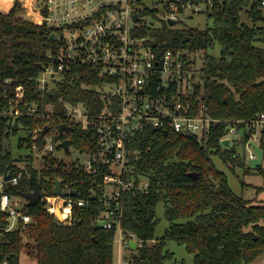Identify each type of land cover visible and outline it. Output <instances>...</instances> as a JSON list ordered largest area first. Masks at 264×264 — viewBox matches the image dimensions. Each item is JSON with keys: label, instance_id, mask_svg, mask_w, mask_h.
<instances>
[{"label": "trees", "instance_id": "obj_1", "mask_svg": "<svg viewBox=\"0 0 264 264\" xmlns=\"http://www.w3.org/2000/svg\"><path fill=\"white\" fill-rule=\"evenodd\" d=\"M23 3L13 0L7 9L0 10V110L4 105L5 79L13 80L14 90H24L22 108L43 100L56 102L59 97L78 103L93 96L94 92L83 85L97 83L96 78L86 74L88 68L74 66L66 75L68 82L59 85L52 98L48 94L43 99L35 77L56 42L51 39L53 29L26 17ZM242 12L251 25L242 21ZM207 14L212 25L205 29H172L165 25L157 38L166 47L204 53L203 80L194 85V95H202L212 116L221 121L213 125L203 144L194 136L171 130L166 135L164 129L153 127L144 128L128 140L133 169L128 177L134 176L138 184L140 176H146L149 186L146 190L125 191L122 231L134 232L144 242L154 239L160 222V203L169 223L155 244L145 243L134 249L130 264H166L174 257L166 249L168 241L183 244L193 254L194 264H248L264 253V205L253 204V200L236 193L227 174L213 160V156L219 157L232 171L237 167L245 173L250 170L245 155L237 149L240 144L245 145L250 134L230 147L222 141L230 123L247 122L264 109V11L258 0H216ZM217 45L221 47L220 54H209ZM55 121L72 127L63 137L69 138L75 148L93 151L95 135L91 129H83L64 117ZM17 122L29 130L41 124L39 119L26 117H19ZM16 133L14 127L9 131L6 119L0 117V172L12 167L14 160H21L12 153L11 140ZM31 137L30 134L20 139L19 146L30 147ZM260 146L264 159V132ZM25 161L31 164L24 177L16 186L7 185L5 191L15 197L20 196V190H40L42 197L34 205L25 203L24 211L33 222L24 232H4L7 215L0 209V264L5 259L7 264H21L23 251L36 264H114L117 229L104 228L95 221L101 210L95 200L80 210L75 208L70 221H61L47 208L55 196L56 180H87L80 187L85 195L90 183L94 179L100 181L104 173L95 176L83 169L79 171L73 162L67 164L51 155L39 169L33 165L32 155ZM255 168L264 172L261 164Z\"/></svg>", "mask_w": 264, "mask_h": 264}, {"label": "built area", "instance_id": "obj_2", "mask_svg": "<svg viewBox=\"0 0 264 264\" xmlns=\"http://www.w3.org/2000/svg\"><path fill=\"white\" fill-rule=\"evenodd\" d=\"M215 1H23L26 17L53 29L52 40L56 42L35 77L36 88L43 99L48 94L52 98L58 86L68 82L66 75L74 66L88 68L86 74L95 77L97 83L83 85L94 92L87 100L73 103L59 97L56 102L43 100L33 105L25 104L27 107L22 108L24 90H14L13 80H4V105L0 117L6 119L9 131L17 124V132L23 128L27 132L26 138L32 135L31 152L23 155L21 160H14L12 167L5 170L10 171L11 179L5 181V171L0 172V209L7 215L4 232H24L33 222L32 216L24 211L25 203L21 205L19 196H12L5 187L18 185L24 177L27 165L31 164L25 161L27 156L32 155L33 160L39 159L42 164L50 155L58 157L56 151L62 147L65 138L60 132L61 123L55 119L64 117L83 129H91L95 135L91 152L69 146L71 154V149H76L86 156L85 160L74 159L72 162L79 171L83 169L95 176L104 174L100 181L94 179L90 183L85 195L80 187L87 180L63 182V190L75 189L78 196L55 195L47 208L55 213L60 209L61 221H70L74 218L75 208L80 210L95 200L101 208L95 221H102L100 225L104 228L117 229L119 245L123 246L120 251L124 247L134 251L131 240L136 241V249L145 243L157 242L156 238L144 242L138 234L122 231L125 191L146 190L149 186L146 176L141 175L138 184L134 176L128 177L133 169L129 164L131 151L127 143L144 128L153 127L194 136L203 144L208 141L213 125L221 121L212 116L202 95H194V85L203 80L205 57L202 52L199 55L186 48L166 47L157 38L165 25L172 29L188 28L186 22L198 14L209 13ZM258 1L259 8L264 11V0ZM170 20L176 23L170 25ZM19 117L36 118L41 124L29 130L17 122ZM46 125L49 129L42 135ZM228 128L223 139L239 131L244 132L240 140L250 134L244 147L247 160L252 163L257 157L255 145L260 146L264 132V109L249 121L237 120ZM3 264H7L6 259ZM124 264H130L129 259H125Z\"/></svg>", "mask_w": 264, "mask_h": 264}, {"label": "rangeland", "instance_id": "obj_3", "mask_svg": "<svg viewBox=\"0 0 264 264\" xmlns=\"http://www.w3.org/2000/svg\"><path fill=\"white\" fill-rule=\"evenodd\" d=\"M24 1V0H23ZM242 21H245L247 24L251 25L252 22L250 19L247 18L245 15V12H242ZM160 24V23H158ZM186 24L189 27H195L200 29H205L208 26L212 25V20L208 18L207 13H201L196 15L193 18H190ZM261 44V43H258ZM264 46V44H261ZM221 47L217 45L213 50H209L208 53L218 56L220 54ZM204 55V53L202 52ZM200 55V54H199ZM198 55V58H199ZM193 56L197 57V54H193ZM244 133L243 131H239L238 133H231L229 135V138L231 139V143L234 145L239 144V140L241 138V134ZM27 132L25 129L20 128L19 131L12 137V153L15 158H23V155H27L31 152V149L27 147L26 145L21 147L19 146L20 139L26 138ZM238 151H240V154L245 155V164L246 166L250 167L249 172L245 173V170L242 167H237L235 171H232L219 157L213 156V160L217 167L224 171L227 176L229 183L232 187V189L238 193L243 194L246 198L253 200V204H262L264 205V172H260L259 169H256L255 167L251 166V162L247 160V154L245 147L240 144V146H237ZM72 154L67 155L64 148H60L56 151L57 156L65 161L67 164L74 161V159H78L80 161L85 160L86 156L81 154L80 150L71 149ZM33 165L36 168H42V162L39 159L33 160ZM261 168L264 170V159L261 161ZM109 189H112V186L109 187ZM54 197L50 199V203L53 202ZM18 201L21 202V205L26 203V199H24L22 196L18 197ZM157 214L158 218L160 219L159 224L156 227L155 231V238H160L165 231V228L168 227L169 223L166 220L164 216V205L162 203L158 204L157 206ZM98 224H102V221H98ZM119 246V247H118ZM123 246L119 245V232L116 234V241H115V257L118 255V248L121 250ZM122 251V257L130 259L133 251H129L127 248H123ZM166 249L174 253L173 259L169 260L166 264H179L181 261H185L186 264H194L193 263V254H190L183 244H180L175 241H168ZM264 254V253H263ZM261 254V255H263ZM260 255V256H261ZM259 256V257H260ZM21 264H35V259L30 257L26 251H23L21 253ZM124 264V262H123Z\"/></svg>", "mask_w": 264, "mask_h": 264}, {"label": "water", "instance_id": "obj_4", "mask_svg": "<svg viewBox=\"0 0 264 264\" xmlns=\"http://www.w3.org/2000/svg\"><path fill=\"white\" fill-rule=\"evenodd\" d=\"M134 18H136V15L134 16ZM176 22L173 21V20H170L169 21V24L170 25H174ZM51 39H53V36H51ZM17 124L15 125V130H17ZM49 129V126L46 125L42 131V135H44ZM72 127L69 126L67 123H64V124H61L60 125V132L63 134L65 133L66 131H69L71 130ZM164 133L167 135L168 132L167 131H164ZM222 144L226 147H230L231 146V139L230 138H225L223 139L222 141ZM69 145H70V139H65L63 142H62V147L66 150L69 149ZM255 151L257 153V157L256 159H254L251 163V166L252 167H257L259 164H261V161H262V158H263V149L261 148V146L259 145H255ZM191 175H193L194 177L197 176V173H192ZM12 177V174L10 173V171H5L4 173V179L5 181H8L10 180ZM53 193L54 195H57V196H67V195H72V196H78V191L75 190V189H71L70 191H65L63 190V181L58 179L56 180V184L54 186V189H53ZM19 194L20 196H22L24 199L27 200V204L28 205H34L37 201H39L42 197V192L40 190H34V191H23V190H20L19 191ZM56 215L58 216V218L61 220L62 219V213L60 211V209H57L56 210ZM130 245H131V248L132 249H136V241H133L131 240L130 241Z\"/></svg>", "mask_w": 264, "mask_h": 264}, {"label": "crops", "instance_id": "obj_5", "mask_svg": "<svg viewBox=\"0 0 264 264\" xmlns=\"http://www.w3.org/2000/svg\"><path fill=\"white\" fill-rule=\"evenodd\" d=\"M12 1L13 0H0V10L7 9L8 6L11 4ZM262 160H263V158H262ZM121 252L122 251H120L119 248H118V255H117V257H115L114 264H123V262L125 261V259H127L126 257L125 258L122 257ZM35 264H36V261H35ZM248 264H264V254L261 255L260 257L256 258L254 261L248 263Z\"/></svg>", "mask_w": 264, "mask_h": 264}, {"label": "flooded vegetation", "instance_id": "obj_6", "mask_svg": "<svg viewBox=\"0 0 264 264\" xmlns=\"http://www.w3.org/2000/svg\"><path fill=\"white\" fill-rule=\"evenodd\" d=\"M70 126V125H69ZM72 130V129H71ZM71 130H69V131H71ZM69 131H66L65 133H63V135H65L66 133H68ZM65 139H69V138H67V137H64ZM64 139V140H65ZM69 146H71V147H75L73 144H72V142H71V140H70V145ZM68 151V150H67Z\"/></svg>", "mask_w": 264, "mask_h": 264}]
</instances>
